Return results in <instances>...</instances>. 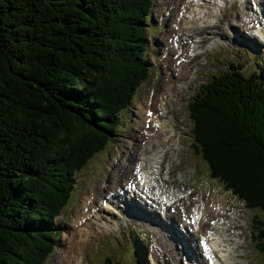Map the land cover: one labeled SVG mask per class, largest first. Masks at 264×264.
I'll list each match as a JSON object with an SVG mask.
<instances>
[{
	"label": "trees",
	"instance_id": "trees-1",
	"mask_svg": "<svg viewBox=\"0 0 264 264\" xmlns=\"http://www.w3.org/2000/svg\"><path fill=\"white\" fill-rule=\"evenodd\" d=\"M149 7L0 0V264H42L51 253L74 172L114 137L118 114L146 79L141 28L131 35ZM258 118L264 123V89L243 79L221 80L192 108L210 175L264 212Z\"/></svg>",
	"mask_w": 264,
	"mask_h": 264
},
{
	"label": "rangeland",
	"instance_id": "rangeland-1",
	"mask_svg": "<svg viewBox=\"0 0 264 264\" xmlns=\"http://www.w3.org/2000/svg\"><path fill=\"white\" fill-rule=\"evenodd\" d=\"M251 1L255 2V0H249V2L247 3L250 4V8L251 6H254L253 9H255V4L253 5ZM184 2H185L184 0H155L154 1V5L152 8V15H151L153 26H150L149 22L146 25H144V31H145L144 40L147 45L146 66L149 69H151V72L149 73V77L147 81L141 85V87H137L133 89L132 92L134 94V97L130 101L128 109L120 117H118L119 123H118V129L116 132L117 135L111 139L110 143L105 147V149L102 152H100V155H98V157L95 156L96 158L93 161L91 160L89 162V163L92 162L89 166L85 167L81 172L78 173L80 174L83 172L82 174L78 176L77 178L78 181L77 182L75 181L76 189L71 195V199L69 202L70 205L68 204V206L66 207V211L63 212L57 220L58 225H57V230L55 231L56 234L54 236V243H53V247L55 249L48 256L44 264H56L62 258L61 256L64 255L70 248L71 246L70 240H69L70 238L68 237L71 235V231H72V228L74 227V224L79 221L78 219L79 215H82L79 213L83 207V204L84 203L89 204V202H91L89 201L91 196H96V195H97L96 196L97 200L95 201V203H97L99 198L107 194L108 190L112 191L114 189H117V187H119L118 185H120L122 180L125 178V171L129 170V167L132 170H134V167L132 168L131 166V162L133 163V159L137 156V154H140L139 157L141 156V147L143 146V142L146 140L145 135H147L146 132L145 133L143 132L142 124L145 120V113H146V112L143 113V111L145 110V107L147 109V107H149L150 105L152 109L156 107L158 96H160L161 94L165 95L164 92L162 91V88L167 80L168 74L172 76L173 60L170 62L171 57L166 55L167 49L170 48L169 46L173 42L172 41L173 35L170 33L171 28H169V25L171 21V16L174 11L173 7L179 6L183 4ZM239 2L232 4L231 8L230 6H227L229 4H226L227 6V7L225 6L226 11H225V8L223 11V14L226 12L225 18L224 17L220 18L221 16H224V15H220L218 17V20H216L213 23V25H208V27L203 28L202 31H196L193 34H191L190 37L193 38L195 35H201L203 33L202 35L204 37L197 36L199 39L196 38L197 40L201 41V44L207 43L208 40L210 39H214L212 45H216L218 43L220 44L219 47L215 49L214 55H212V56H215L212 58V62H215L216 65L219 64L217 65L216 68L212 69L211 67L201 65V63H205V61L211 60L210 57L207 58V56H205V58H203V56H199L197 58L196 63L201 65V68L199 71L200 74H204L207 71H215L217 73H220L221 71L225 69V67L222 66L221 64L237 65V60L234 57H231V55L229 54L237 53L234 56L236 58H239L240 61L243 60L244 48L239 47L238 45L232 44L233 40L237 37L236 31H240V29L236 30L237 26L234 27V24H236V22L240 19L238 15H242L240 14V11H238ZM141 12L139 11L138 14L134 12L135 20H141V16H140ZM248 14L250 15L248 16ZM161 15L162 17L165 18V20L162 23H158L157 17L158 16L160 17ZM245 16L248 18L251 16V13H248L247 11ZM239 21L241 23L243 19ZM219 22L220 24L217 25ZM229 24H232L230 28L228 26ZM137 25L139 29L137 28L136 30L135 29L133 30V33L131 35L132 37L138 36L139 34L140 25L139 23H137ZM214 26L215 28L212 29ZM229 29L230 30L232 29L234 33H231ZM208 30H209V33L206 34L205 31H208ZM210 31H213V32L211 33ZM217 32L221 35L218 36ZM206 35H210V36L214 35V36L210 38ZM222 35L228 36L231 39L226 40L223 38ZM148 36H150V38L153 39L152 42L148 41L147 39ZM221 37L223 41L218 42L217 40H220ZM238 37H240L239 34H238ZM198 44L200 45V43ZM165 58L167 59V61H165ZM181 58H186V54H184V56H182ZM250 58L253 59L252 56H250ZM258 58L261 59V62H262L261 66L263 67V71H264V56L261 55ZM244 59H246V56H244ZM192 61H190V64ZM247 63L249 66L250 64H252V61L248 59ZM244 66L246 67V65ZM245 67L242 69V71L248 72L250 70L249 67L247 68ZM195 69H196V66L194 65V63H192L191 68H190V77H194L193 72ZM130 70L134 71V69H132L131 67H130ZM188 70H189V66H188ZM188 70H187V76H188ZM259 70H262V68H259ZM157 72H160V75H159L160 79L155 78V75ZM199 79L201 80V82L194 81L193 84L189 87L188 91L189 93H191V95L196 93V86L205 81L204 76L199 77ZM187 81H189L188 84L191 82V79L189 78V76H188ZM187 101L188 100H187V94H186L184 96L182 106L174 108V114L176 115V126H177V129H179V133H181L182 137L184 135H187L186 133L187 129H191L189 119L186 118V107L185 106H186ZM174 102L175 100L171 102V104H173ZM166 114H168V112ZM166 114H165V119H164L165 121H167ZM258 119L263 125L264 124L262 122L263 120L260 118ZM168 128L172 129L171 126H168ZM169 129L167 130L166 133H169L172 131L171 129L170 130ZM140 134L142 135V137H140ZM173 135L175 136L174 133ZM77 139L79 140L81 139V137H78ZM186 140L187 138L182 139L183 146H178L179 151L177 153L184 159V161L186 162L187 168L189 170H191L193 167L195 174H196V169L198 171V175L196 174L195 184L192 181L187 186L194 189V193L196 195L202 196L205 199V201L209 200L211 196L219 197V199L233 198L231 196L228 197L227 194L226 195L224 194V190L221 188L220 184L216 183V180H211L209 178L207 169L201 165L200 161L193 155L192 151H191L192 159L191 160L187 159V157H191V156L187 154ZM173 141H174V138H173ZM169 145H166L164 149L168 150V148L170 147L167 148V146ZM172 160H173L174 165H178L179 163H181V161H179L178 159V156H174ZM165 164H166V161L162 163V172L160 174V177L158 176L160 180H161V175L163 174V171H164ZM169 165H170V160L168 159L167 167H169ZM90 168H92V170H90ZM55 171H57L56 176L58 177L61 176L60 170L55 169ZM238 173L241 175V172L239 169H238ZM191 177L195 178V176H191ZM111 178H114V180H117L118 182H115L114 184L113 181H110ZM123 184L120 186H123ZM122 200L128 201L126 198ZM129 202H133V201H129ZM234 202L236 203L235 200ZM214 203H217V201L214 200ZM47 204L48 202L45 201L44 206ZM90 204L89 206L91 207L95 206V205H92V204L90 205ZM183 205L185 207H189L192 205V202L189 199L185 201ZM131 208L132 207H129L128 210L132 215H134L133 214L134 211H132ZM242 211H243L242 216L240 215L239 212H235L234 216H232V214H229L230 223H232L233 227H236L239 230L240 229L243 230V228L247 227L250 224V218L260 215V212H257L256 210L253 211L250 209L242 208ZM108 214L109 212H106L105 214H103L104 217L101 216V218H103L104 220H107L108 217H112V221H114L113 220V217H114L115 218L114 222L119 223L121 225V228L118 231L114 232L115 235L110 234V233L105 234V232L96 233V235L94 236H98L99 239L95 240V243L93 241L94 237L91 236L92 238L91 242L94 244L93 245H91L92 243L90 244L91 245L90 251H89V247L86 250L87 255L85 259L83 258L84 259L83 261H85V264H105L107 263L106 260L110 261L111 264H116L117 262L121 264H143L142 250L144 252V256H145V251L149 253L148 259H149L150 264H151L150 255H153V258L159 257L156 252L157 246L155 244L156 241L154 242L155 237L152 234V231L154 232V234H156V232L158 231L153 230V228L150 225H152L153 222H157L161 224L160 221L155 220L146 214H143L142 218L145 220L144 223H147L150 225H147V224L142 225L140 222L129 220L127 222L128 225L125 226V223L122 222L121 219H119L117 215H114L111 213L112 216L111 215L108 216ZM180 216L181 215L179 211L178 216L173 214V218L171 217V219L174 221V223L176 222L181 223ZM224 218L227 219V216L225 215ZM210 221L211 219L208 220L206 225H208ZM174 223L173 224L171 223V225L173 226ZM172 226H169V227L172 228ZM156 228L157 227L154 226V229ZM166 228L168 229V226ZM211 228L212 227L209 226V229ZM191 232L192 234H195L193 230H191ZM163 233L165 232L163 231ZM165 235L166 233L164 234V237H166ZM180 239H183V238L178 237V241L174 239L173 242H171V244L175 247L176 251L178 248L175 246L174 242L175 241L180 242ZM183 241L185 242V245H186V240L183 239ZM136 242L139 243V245ZM188 244L191 246L190 242H188ZM188 252L193 256L195 255L194 251H188ZM235 255L236 254H234V256ZM87 256H88V262L86 261ZM160 256L162 260L158 259V262H157L158 264H174V261H176L175 258L177 257V255L176 257L173 256L174 257L173 258L174 261H173L171 258L163 259V257L165 256H162V255ZM260 261L263 263L261 259Z\"/></svg>",
	"mask_w": 264,
	"mask_h": 264
},
{
	"label": "bare ground",
	"instance_id": "bare-ground-1",
	"mask_svg": "<svg viewBox=\"0 0 264 264\" xmlns=\"http://www.w3.org/2000/svg\"><path fill=\"white\" fill-rule=\"evenodd\" d=\"M184 1L185 2L183 4L173 7L174 11L171 16L169 28H171L170 33L173 35L172 36L173 42L170 47L171 51L174 52L175 54L181 55L180 57L186 54V58H184V62L180 63L179 65L175 66L174 63L173 66L176 69L175 70L176 76L175 78H173V76L169 75L167 77L165 84L163 83L164 86L162 88V91L164 92L165 95L161 94L160 96H158V101L157 102L155 101L157 103L156 107L152 109L150 105L146 109V107L144 106L145 110L143 111V113L145 112L146 113H145V120L142 125H143V132L144 133L146 132L147 135H145L146 140L145 141L143 140L144 144L141 147V156L139 158H135V160L137 159L141 163L142 173L144 177L146 179H150V181L146 182L145 187L147 189L151 187L152 191L159 190L162 184V180H160L158 176L160 177V174L162 172V163L166 161V154L173 148V144H172L174 138L173 133H175L176 131L174 127L168 124L169 123L168 121L164 120L165 114L167 113V109H168L167 103L169 102L171 103L174 101L173 98L175 96L173 95V93L175 92V90H179L182 88L181 81L188 80V76H187L188 66L190 64V61L196 59L197 49L199 46L198 43L201 44V41L196 42L193 40L194 37L192 38L190 36L196 31H202L203 28H207L208 25H213V23L216 20H218V17L220 15H223V11L226 4H231L233 2V0H184ZM245 2L247 3L249 2V0ZM252 4L253 5L255 4V9H253L254 6H251V8L249 9L246 5L244 7L245 12L240 10V14L244 16L242 22L245 26L248 27L249 24L246 23L244 20L247 21L256 20L254 21L255 27L257 26V24H260L261 27L259 29L256 28L254 32H256L264 42V30L262 29V26L264 24V12H263L264 1L255 0V2H252ZM247 11L248 13H251V16L248 18L245 16ZM249 15L250 14H248V16ZM235 26L237 25L234 24V27ZM254 34L255 33H253L252 35ZM248 43L249 42H246L245 44ZM174 45H177L176 48L173 47ZM150 111H153V116L151 117V120H148L147 115L148 112ZM168 126L172 127V129L170 128L172 130L171 132H169L170 134L166 133L167 130L169 129ZM140 137H142L141 134ZM166 145H169L167 146V148L170 147L168 148V150L164 149ZM135 163L136 161H134L133 163L134 169H135ZM156 165L157 167L154 168V166ZM150 170H152V172ZM133 171L134 170L132 169L129 172L128 170L125 171V178L123 179L124 187L131 179H133L134 177ZM110 181H113L114 184L115 182H118L117 180H114V178H111ZM106 195L102 197H105ZM96 198H97L96 196H91L89 201L96 200ZM101 198H99V200ZM119 198L120 197L118 196V193L115 194L114 196L108 197L105 203V207H102V200H100V202L99 200L97 201V203L99 202V205H97V203L96 204L91 203L92 205H95L94 207L89 206L88 203L83 204V207L79 213L82 215H79L78 218L79 221L74 224V227L72 228L71 231V235L68 237L70 238L69 240L71 246L68 249V251L61 256L62 258L56 264H83L82 261L85 254V249L89 247V244H91V236H94L96 235V233H100V232H105L110 234L114 233L115 229L117 228L116 225L118 224L112 223V217H108L107 220H104L103 218H101V216L104 217L103 214H105L106 212H110V211L114 212L113 209L117 207L115 205H116V201L119 200ZM214 200L217 199L211 197L207 205H201L199 208H194V210L193 209L188 210L187 212H180L181 215L180 222L183 224V222L186 219H188V217L185 216L189 215L190 213L193 214L194 211L197 210V213L200 215V218L197 219L198 224L189 227L188 225H186L187 230L190 231L193 230L195 233L202 232L203 235V231L206 229L207 226L206 224L208 220L211 219V220H215V223L213 225L214 228L213 229L211 228V230L214 231L217 235H219L220 232L224 230V227H223V223L217 218L221 216L220 212L223 211V208L216 207L215 210L213 211L212 206L216 204L214 203ZM219 201H221V199L217 200V202ZM131 209L132 211H134L133 212L134 217L143 219L142 215L145 213H143L139 208H136L134 206H132ZM145 212L151 213L152 215L155 214L154 212L148 211L147 209ZM119 215L123 216V213H120ZM150 217L153 218L152 216ZM153 219L157 220V218H153ZM166 219H168L170 222L163 223L165 226L157 222L152 223V225L157 227L154 230L158 231L156 232V234H154L156 241L155 244L160 252V255L162 256L172 255L176 257L177 253L175 247L171 244V242H173L174 239L178 241V236L176 235V233H178V230L177 229L174 230L175 228L171 225V223L172 224L174 223L171 217H168L167 215ZM143 222H145V220H143ZM167 226L168 229L166 228ZM169 226H172V228ZM163 231L166 233L165 235L166 237H164L165 233H163ZM189 235L190 237H192L194 234L193 235L189 234ZM208 240L212 244L213 248L218 243V240L216 238H210ZM180 241H183V239H180ZM187 243L188 242L186 240V245ZM230 255L232 256L234 255V253H231ZM226 260H229V258L225 259L224 261ZM213 262L214 264H218L216 260H213ZM201 264H205V263L201 262ZM221 264H223V261Z\"/></svg>",
	"mask_w": 264,
	"mask_h": 264
},
{
	"label": "snow or ice",
	"instance_id": "snow-or-ice-1",
	"mask_svg": "<svg viewBox=\"0 0 264 264\" xmlns=\"http://www.w3.org/2000/svg\"><path fill=\"white\" fill-rule=\"evenodd\" d=\"M149 115H151V113H149Z\"/></svg>",
	"mask_w": 264,
	"mask_h": 264
}]
</instances>
